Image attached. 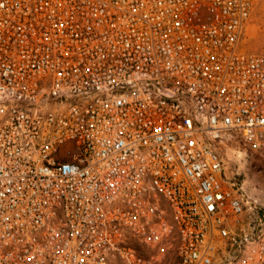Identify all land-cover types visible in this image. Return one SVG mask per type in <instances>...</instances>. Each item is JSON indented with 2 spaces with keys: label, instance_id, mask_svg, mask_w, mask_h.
<instances>
[{
  "label": "built area",
  "instance_id": "1",
  "mask_svg": "<svg viewBox=\"0 0 264 264\" xmlns=\"http://www.w3.org/2000/svg\"><path fill=\"white\" fill-rule=\"evenodd\" d=\"M263 1L0 0V264H264Z\"/></svg>",
  "mask_w": 264,
  "mask_h": 264
},
{
  "label": "rangeland",
  "instance_id": "2",
  "mask_svg": "<svg viewBox=\"0 0 264 264\" xmlns=\"http://www.w3.org/2000/svg\"><path fill=\"white\" fill-rule=\"evenodd\" d=\"M242 49L264 55V1L251 16ZM218 146L224 161L226 180L257 200L259 207L264 210V142L259 146L246 145L232 135L225 136Z\"/></svg>",
  "mask_w": 264,
  "mask_h": 264
}]
</instances>
